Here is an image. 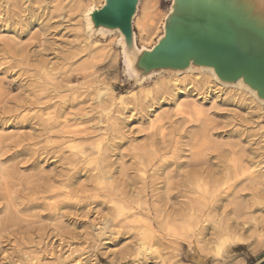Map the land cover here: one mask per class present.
<instances>
[{"label":"rangeland","instance_id":"374dc122","mask_svg":"<svg viewBox=\"0 0 264 264\" xmlns=\"http://www.w3.org/2000/svg\"><path fill=\"white\" fill-rule=\"evenodd\" d=\"M75 2L0 0V264L259 262L263 104L208 70L129 63L161 41L175 0H141L128 41L88 32ZM226 218L245 244H217Z\"/></svg>","mask_w":264,"mask_h":264},{"label":"bare ground","instance_id":"6f19581e","mask_svg":"<svg viewBox=\"0 0 264 264\" xmlns=\"http://www.w3.org/2000/svg\"><path fill=\"white\" fill-rule=\"evenodd\" d=\"M75 1H76L75 4L73 6H71V10L83 11V13L81 15H83V17L86 19L88 32L91 33V30L96 27L99 29L100 32L109 31V32L118 33L122 41H128V40H132L134 38V36L132 35V25L134 24V20H135L137 14L139 12L138 10H139V5H140L141 0H121L124 4H128L127 6H129L130 4L133 6L132 7L133 10H131L132 12L129 11L131 13V35L130 36H126V34H124V32L119 27H110V26H107L104 24H97L96 23V21L94 19V14H96V12L100 11L104 6H106L108 0H104L105 5L100 10L97 9L96 7L87 9L88 6L85 9L86 6L84 4H82L81 2H79L77 0H75ZM93 1L95 2V0H93ZM175 3L178 4L177 24H178L179 32L184 33L189 37L191 36V38L193 37L192 41L188 45L192 44V47H194L195 50H198L202 55H204V57H206L209 60L216 61L220 65L219 70L223 74H229L230 71L233 69V67H235V68H238V67L244 68L245 67V68L249 69V71L251 72L252 79H256V80H259L262 82L263 86H262L261 91H263L262 92L263 94H260V91L258 90V88H254L253 86H251V84L249 82H246V80L243 76L238 77L236 80H227V79L222 78L217 73L214 66H210V65H203V64L194 65V62L190 61L188 63V65L184 68H179V69L178 68H176V69H168L167 68V69H162V70H172L173 72L174 71L178 72V73L181 72L182 74L184 72L188 71L189 69H194L195 71H206V70H208L211 74V78L218 80L220 83H222L224 85L235 86L238 88L243 87V88L247 89L251 94L255 95L257 100L259 102H261L264 106V10H262L260 7L259 8L260 11L258 12V14H254L255 12H253L254 11L253 8L256 5L255 0H175ZM259 4L263 5L264 3L261 0L259 2ZM175 10H176L175 6L172 7L171 8V14ZM84 14H86V16H84ZM168 19H169V16L167 17V22L165 21V23L163 24L164 25L163 26L164 34L167 30ZM84 24H85V21H84ZM164 36H163V38H164ZM123 46H125V44H123ZM153 48H151L149 50L147 48L146 51H144L141 55L132 56L129 59V63L136 64L139 68L142 56L146 52L152 51ZM164 83H163V85H164V87H166L167 84H164ZM197 84H199V83L197 82ZM166 91H168V89ZM232 161H234V160H232ZM236 162H238V160H236ZM239 162H241V161H239ZM241 165H243V164H241ZM244 166H247V165H244ZM200 168H202V167H200ZM234 168H235V170H238L239 166L237 167V165H235ZM241 168L243 170H245L242 166H241ZM206 169L207 168H203L204 171ZM242 169H241L242 173H239L240 175L241 174L243 175L245 173V171L243 172ZM226 170H227V168H226ZM228 170H230V169H228ZM99 171H100V173H104L101 170H99ZM195 171L197 172L198 169H195ZM200 171H201V169H200ZM207 171H205V173ZM234 171L232 170L233 173H234ZM228 172H230V171H228ZM205 173H204V175H206ZM233 173H231V174L233 175ZM226 174H227V172H226ZM231 174H229V175H231ZM186 176H187V173H186ZM190 176H192V175L188 176L189 179H190ZM206 176H208V175H206ZM206 176H204V177L206 178ZM234 176L237 177V175H234ZM103 177H104V175L102 174L101 178L103 179ZM192 177H194V176H192ZM197 177H199V176H197ZM226 177H227V175H226ZM228 177H230V176H228ZM194 178H196V176ZM195 181L192 180L191 182L195 183ZM200 181H199V179H197L196 182H200ZM185 182H187V181H185ZM203 182H202V185L204 184ZM187 184H186V186H187ZM196 185L195 186L193 184L189 185L190 188H188V189H191V186L196 187ZM198 185L201 186V184H198ZM207 185H205V186H207ZM200 186H198L199 189H200ZM209 186H212V185L209 184ZM205 189H206V187H204L203 190L207 191ZM212 189H213V187H212ZM212 189H210L209 191H211ZM192 190H194V189H192ZM196 190L198 191V189H196ZM257 190H258V188H257ZM188 192H190V191H188ZM199 192H201V191H199ZM239 193H240V191H239ZM202 194H203V192H202ZM236 194L237 193H235V197H236ZM255 194H257V193H255ZM263 194H264V192H263ZM241 196L239 199H241ZM244 197H247V196H244ZM195 203H194V205L189 204L188 208H190V210L195 211V206H196ZM185 205H187V204H185ZM249 205H250V203H249ZM251 206H252V204H251ZM213 207H215V205ZM213 207H211V208H213ZM188 208H187V210H188ZM225 208H224V210H225ZM227 208H229V207L227 206ZM245 208H247V207H245ZM250 208H248V209H250ZM214 209H216V208H214ZM230 209L232 210V208H230ZM250 210H248V211H250ZM186 211H184V212H186ZM248 211H246L244 214H246ZM210 212L213 213L212 211H210ZM194 215H192V217H194ZM231 215H233V214H231ZM246 215L248 216V214H246ZM247 216L244 218L246 219ZM252 217H253V214H252ZM255 217H257V216H254V218ZM240 218H243V216ZM230 220H229V218L223 219L222 225L220 226L221 227L220 231H218V232L224 233L226 235V237L223 239H220L219 241H216L217 244L221 245V243L222 244L227 243L230 245L229 247H234V246L245 244L246 238L244 237V233L242 232L244 230V226H242L238 221H236L234 223L231 222L232 223L231 224ZM242 220H244V219H241V221ZM185 221L187 222V220H185ZM246 222H249V221H246ZM187 224H189V223H186V225ZM189 225L187 227H189ZM170 231H172V233H174L175 235H177V233H178L176 229L170 228L168 232H170ZM245 231H247V230H245ZM151 234H152V231H151ZM169 235H171V234H169ZM155 236H157V235H155ZM155 236L153 234L151 236L152 239L155 238ZM222 236H223V234H222ZM154 243L156 244L157 249H155V251L152 249L149 252L151 254H154L156 251H158L160 254V257H162L164 261H167V257H165L161 254V248H162L161 242L154 240ZM220 245H217V246H220ZM217 246H216V248H217ZM219 248L221 249V247H219Z\"/></svg>","mask_w":264,"mask_h":264},{"label":"water","instance_id":"95a60500","mask_svg":"<svg viewBox=\"0 0 264 264\" xmlns=\"http://www.w3.org/2000/svg\"><path fill=\"white\" fill-rule=\"evenodd\" d=\"M113 5H119L118 14L113 15L114 8L109 7V0L100 11L94 14V19L97 24H104L110 27H119L126 36L131 35V10L132 5L124 4L121 0H111ZM175 11L169 16L167 30L164 38L152 49L146 52L140 62V67L146 70L157 68H184L190 61L196 64L214 66L217 73L224 79L236 80L243 76L246 82H249L254 88H258L260 94H263L262 82L252 79L251 72L247 68H235L229 74H223L219 70V64L214 60H209L202 55L198 50L188 45L193 37L187 36L179 32L177 24L178 4H175ZM130 11V12H129ZM227 75V76H226ZM264 262V259L261 261ZM260 262V263H261Z\"/></svg>","mask_w":264,"mask_h":264},{"label":"snow or ice","instance_id":"6c2138e0","mask_svg":"<svg viewBox=\"0 0 264 264\" xmlns=\"http://www.w3.org/2000/svg\"><path fill=\"white\" fill-rule=\"evenodd\" d=\"M109 7L114 8L115 11H114L113 15L118 14L119 5H113L112 2H111V0H109Z\"/></svg>","mask_w":264,"mask_h":264},{"label":"crops","instance_id":"0c3cea01","mask_svg":"<svg viewBox=\"0 0 264 264\" xmlns=\"http://www.w3.org/2000/svg\"><path fill=\"white\" fill-rule=\"evenodd\" d=\"M264 259V258H263ZM263 259H261L259 262H257L256 264H264V262H261ZM261 262V263H260Z\"/></svg>","mask_w":264,"mask_h":264}]
</instances>
